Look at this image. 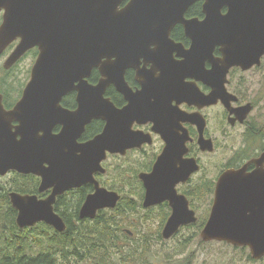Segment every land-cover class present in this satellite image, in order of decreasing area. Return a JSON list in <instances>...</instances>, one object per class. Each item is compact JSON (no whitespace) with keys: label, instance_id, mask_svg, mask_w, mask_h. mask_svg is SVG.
I'll use <instances>...</instances> for the list:
<instances>
[{"label":"flooded vegetation","instance_id":"af4514ba","mask_svg":"<svg viewBox=\"0 0 264 264\" xmlns=\"http://www.w3.org/2000/svg\"><path fill=\"white\" fill-rule=\"evenodd\" d=\"M226 10L224 8L223 12ZM3 15L2 10L0 25ZM184 16L186 19H204L203 1L192 4ZM20 43L21 38H17L0 52V95L3 109L7 112H11L22 99L41 53L39 46L29 47L13 65L6 67V60ZM192 45L193 38L187 35L184 24L177 23L171 30L170 42L159 49L162 56L141 55L135 65L124 72V91L116 83L108 84L104 103L110 108L102 111V117L92 118L85 125L82 124L84 115L79 111L80 93L84 88L97 86L106 76L99 67H94L89 74L76 77L72 89L62 96L61 107L48 123L23 125L10 117L6 124H0V154L8 150L35 156L51 152L52 148L68 153V147L72 146L77 147V154H81L80 150L103 133L109 122H117L119 149L123 147L121 139L127 136H133L134 145L124 151L107 150V157L101 162L102 170L93 174L95 180L101 187L117 192L120 195L118 203L125 198L127 201H139L140 211L159 219L157 231L162 237L167 222L175 213L172 200L168 199V188L175 189L174 195L171 191L170 196L175 204L179 203L182 223L170 238L163 239L168 241L186 236L204 240L202 232L216 203L223 174L244 171L249 175L259 169L256 161L264 153V74L260 68L264 55L261 63L251 68L232 66L223 73L220 69L223 58L220 45L213 47L201 68L187 67L186 54ZM150 49L156 51L158 46L151 45ZM18 73L19 80H22L14 87ZM128 106V113L121 112ZM68 126H72L73 132L58 140L57 137ZM39 163L43 164L42 161ZM44 165L48 166V163ZM142 173H154V185L167 189L164 201L144 205L147 190L140 177ZM42 180L33 172L9 169L4 174L0 173V204L7 199L12 203L13 192L35 196L40 201L47 200L54 188L41 189ZM95 191L96 183L88 182L57 195L53 207L63 219L65 231H58L45 221L38 223L51 226L57 236L72 234L74 243L76 233L73 229L95 220L81 218L80 214L88 195ZM124 191H130L136 197H125ZM113 209H100L97 216H104L105 212ZM250 210L258 212L264 207L252 206Z\"/></svg>","mask_w":264,"mask_h":264},{"label":"water","instance_id":"95a60500","mask_svg":"<svg viewBox=\"0 0 264 264\" xmlns=\"http://www.w3.org/2000/svg\"><path fill=\"white\" fill-rule=\"evenodd\" d=\"M197 1H203L205 18L186 19V10ZM124 2L0 0V12L4 11L0 25V52L12 41L21 38L20 45L6 60L5 66L13 65L27 48H41L31 81L11 112L3 109L0 95V124H6L10 117L23 125L31 123L39 126L48 123L61 107L62 96L72 89L73 80L89 74L94 67H99L106 79L92 89H82L79 111L84 115V125L92 118L102 117V111L110 108L104 103L107 85L116 83L124 91L125 70L135 65L141 55L162 56L159 49L170 42L171 30L177 23L184 24L187 35L193 38L192 48L186 54L189 68H201L205 57L216 45L221 46L223 53L220 66L223 73L232 66L248 69L261 63L264 55V0ZM224 8H227L225 13ZM151 45H157L158 49L152 51ZM104 58L106 61L103 62ZM129 107L121 112L128 113ZM117 127V122H109L103 133L80 150L81 154H77L75 146L68 147V153L54 151L52 148L51 152L35 156H26L20 151H2L0 173L4 174L9 169L33 172L43 179L41 189L54 188L53 194L43 201L17 192L11 194L12 204L18 210L17 224L21 228L45 221L58 231H65L63 219L54 211L56 197L88 182L96 183V191L85 200L80 212L81 218L94 219L100 209L117 206L120 195L101 187L93 176L95 171L102 170L101 162L107 157V150L124 151L134 145L133 136H127L121 139L123 147L119 149ZM83 129L84 126L81 127ZM72 132V126H68L57 138L63 139ZM164 156L165 153L162 158ZM256 162L259 169L249 175L244 171L223 174L217 200L202 238L206 241H225L234 246H247L254 259H261L264 256V210L251 212L250 208L264 207V183L261 182L264 180V153ZM44 163H48V166ZM140 177L147 190L145 206L166 199L167 189L154 185V173H142ZM171 191L174 195L176 190L168 188V199L172 200L175 213L164 228L163 237L166 239L182 223L179 203L173 202ZM127 231L132 234L130 230Z\"/></svg>","mask_w":264,"mask_h":264},{"label":"trees","instance_id":"16d2710c","mask_svg":"<svg viewBox=\"0 0 264 264\" xmlns=\"http://www.w3.org/2000/svg\"><path fill=\"white\" fill-rule=\"evenodd\" d=\"M127 1L125 0L124 4ZM121 203L109 210L116 212L115 214L107 215L108 217L100 214L101 216H96L91 224L87 222L82 228L73 229L76 235L75 242L72 243V234H59L62 238L59 242L52 233L56 231L44 223L21 228L16 220L17 210L10 199L5 200L0 204V264H59L53 249L58 245L70 244L76 250H62L61 259L64 261L89 259L93 264H151L155 257V254L151 253L153 236L141 235L135 240L134 234L130 236L126 229L124 232L121 230L127 225L126 216L140 211V203L135 200L127 202L125 198L124 208L120 212ZM120 215L123 216L124 225L119 223ZM148 218V215L143 216L145 224ZM94 223L96 224L92 226ZM129 223L138 225L133 221ZM156 238L163 239L160 234ZM81 250L82 253L79 252Z\"/></svg>","mask_w":264,"mask_h":264},{"label":"rangeland","instance_id":"374dc122","mask_svg":"<svg viewBox=\"0 0 264 264\" xmlns=\"http://www.w3.org/2000/svg\"><path fill=\"white\" fill-rule=\"evenodd\" d=\"M263 70L264 74V60L260 67ZM20 80H22L20 78ZM19 73L15 79L14 87L18 86L19 83ZM264 110V104H263ZM117 163L116 161L114 162ZM128 188V187H127ZM129 189V188H128ZM133 190V189H132ZM130 191H124V196L132 198ZM136 197V196H134ZM135 199H129L127 202ZM124 208V203L122 201L120 205V212ZM116 212L107 211L104 216H110ZM149 216L148 222L145 224L143 216ZM107 216V217H108ZM123 216L120 215L119 223L124 225ZM127 225L121 228L124 232L125 229H129L134 233L135 240H138L141 235H148L152 237V252L155 257L151 264H264V258L260 260H255L251 257L250 250L248 248L235 247L226 242H205L201 237H186V236H177L171 240L165 241L164 239H157L160 233L157 231L158 227V218H153L152 215L144 213V211H139L132 216H126ZM136 222L138 225H132L129 222ZM96 223L92 224L95 225ZM145 224V225H144ZM29 232V231H26ZM127 234L131 235L128 231ZM55 234V232H52ZM55 237L60 242L61 237L55 234ZM133 238V237H132ZM70 249V251H75L76 249L72 246H56L53 250L56 251V256L58 258L59 264H93L89 259H84L82 261H76L74 259L64 261L61 259L62 250ZM82 253V250L79 251ZM143 264V263H139Z\"/></svg>","mask_w":264,"mask_h":264}]
</instances>
